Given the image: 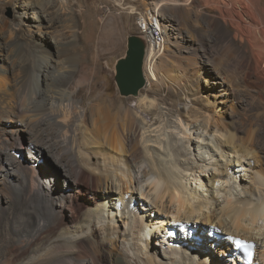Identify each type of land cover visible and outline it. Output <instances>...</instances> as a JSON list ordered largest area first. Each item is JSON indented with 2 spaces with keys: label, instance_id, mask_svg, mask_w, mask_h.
I'll return each instance as SVG.
<instances>
[{
  "label": "bare ground",
  "instance_id": "6f19581e",
  "mask_svg": "<svg viewBox=\"0 0 264 264\" xmlns=\"http://www.w3.org/2000/svg\"><path fill=\"white\" fill-rule=\"evenodd\" d=\"M171 1L170 6L165 3L168 7L163 10L179 13V2ZM185 1L187 16L174 18L161 14L165 23L158 14L164 5L155 0L152 1V10L147 8L137 13L145 17L150 43V52L144 63V73L145 69L149 71L145 73V78H148L146 86L157 80L151 65L158 54L175 48L184 56L190 57L194 53L190 48L195 46L196 39L188 30V14L195 11L207 26V32L215 37L217 49L221 47L223 50L222 46L227 49L231 62L222 57L220 59L222 50L213 53L212 60L206 61L208 77L201 74L207 88L201 85L199 79H193L187 91L177 93L179 116L190 127L195 128L202 121L206 129H216L215 132H220L225 138L217 143L218 148L234 152L237 156L235 161L241 166H244L243 159L247 160L252 174L263 179L264 156L258 154L255 147V150L249 148V144L255 143L264 150V136H243L244 122L234 116L236 106L230 111L232 115L218 117L221 122L216 124L218 119L214 122L213 116L204 110L210 104L214 115L221 116L217 108L222 106L223 110L230 102L235 104L242 92L250 96H255L257 92L258 97L264 99V21H260L259 13L254 12L256 0ZM193 5H212L219 14H206L202 9L195 10ZM20 7L25 11L21 23L27 22L25 19L28 18L39 32L33 33L27 42L20 39L17 25L10 27L12 40L3 47L4 50L13 48L15 54L1 53L4 55L0 56V189L8 190L12 198V201H5L6 205L11 206L12 202L21 205L18 212H9L13 223H17L19 228L35 223L29 236L23 234L24 238L29 237L30 243H41L37 255L28 264H181L182 261V264H227L226 255L233 245L226 242L225 235L258 242L256 253H260L264 264V251L258 249L260 242H264V228L260 230L262 233H257L259 236L250 234L249 228L242 234L245 221L255 225L257 219L264 218V195L260 193L259 183L257 187V182L253 184L249 181L250 194L228 199L218 212L212 203L217 201L215 185L221 181L225 184L223 180L235 170V164L232 169L228 165H225L226 168L223 166L225 170L222 174H218L219 170L217 173L208 171V174L194 171L192 179L196 184L199 183L201 189H205L204 186L211 188L210 200L214 201L210 202L209 197L200 194L197 186L193 188L181 179L177 151H168L166 156L162 154L165 157L162 159L159 154L156 158L152 154L150 156L147 145L144 146L140 140L141 122L131 108L123 106L115 97L107 99L104 96L90 107L81 105L79 91L90 85L97 75L92 72L93 61L78 60L74 72L68 70L65 62L57 61L56 54H61L64 43H61L59 28L65 13L40 0H24ZM28 12L31 15H27ZM76 46L79 48V45ZM189 61L191 65L188 67H195L192 66L194 62ZM10 66L19 68L17 74L8 80ZM231 71L232 74L228 73ZM30 77L35 83L42 77L44 82V88L34 98L35 105L32 101L27 103V94L24 93ZM208 88L214 91L213 94H208ZM35 110L44 112L45 118L38 116ZM226 110H223L224 113ZM29 113L36 114L26 117L25 114ZM35 123L55 127L66 159L63 155L61 157V152L55 155L54 147L38 141L30 130ZM176 144L179 143L176 141ZM37 158L43 160L35 161ZM40 163L45 169H41ZM59 177L64 181L68 179L69 186L68 191L57 195L55 182ZM145 184L155 191L151 203L148 200L151 197L142 190ZM141 202L152 211L146 222L137 223L133 218L135 220L140 214ZM173 205L177 207L175 213L172 212ZM31 214H34V220L30 218ZM224 218H228L231 225L241 228L243 232H239L242 235L237 233L236 227L235 231L234 228L232 231L227 229ZM178 222L188 226L185 227L184 237L173 233L174 223ZM165 228L176 239H172L170 244L161 242V252L155 248L158 242L154 243V240ZM59 230L61 233L55 235ZM134 236L148 248L153 242L155 255H149L144 260L139 252L136 254L132 244ZM23 252L20 250L18 255L22 256ZM216 253L222 258H215Z\"/></svg>",
  "mask_w": 264,
  "mask_h": 264
},
{
  "label": "rangeland",
  "instance_id": "374dc122",
  "mask_svg": "<svg viewBox=\"0 0 264 264\" xmlns=\"http://www.w3.org/2000/svg\"><path fill=\"white\" fill-rule=\"evenodd\" d=\"M22 1L24 0H0V56L4 55L1 53H5L8 55L15 54L13 48L4 50L5 48L3 47L5 44L9 43L12 40V36L10 35V27L17 25V29H19L17 33L20 39L27 42L28 40H30L29 38H31L33 33H35L36 31L39 32L38 28L34 26L30 19L26 18L25 20H27V22L21 23L23 16L25 15V11L22 9V7H20ZM152 1L154 0H40V2L43 4H47L49 2L50 4L54 5L56 9H59L62 14L65 13V15L63 16L64 20L62 22V26L61 28H59L61 43H64L61 47V54H56L57 61L59 60V62L61 63L65 62V64L69 66L68 70H72L73 72L77 70L78 60L94 62L95 66L93 69L94 71L92 72L96 73L97 77L92 80L90 85L84 87L81 91H79V97H81L82 99L81 105L83 107H90L92 103H96V100L101 96H104L107 99H112L113 97L119 99L120 103H122L123 106L132 109L134 115L142 123H140V140L142 139L141 142H144V146L147 145L148 150H150L149 152H151L150 156L152 154L156 158L157 154H163L166 156V152L168 151L175 153L177 151V164L180 168L179 174L181 176V179L183 178L182 180H185V183L189 184V186L193 188L197 186L200 194L204 195L205 197L207 196V198L209 197V200L211 188L209 189L208 187L204 186L205 189H201L199 187V183L196 184V181H194L195 179H192L194 177V171L195 173L196 171L197 173L202 171L205 174H208L210 172L217 173V171L219 170L218 174H222L221 172L225 170L224 168H226L227 165L228 168L232 169V166L235 164V170L228 173V176L226 178L227 181L223 180L225 184H223L221 181L215 185L214 190L217 192V194L215 193L217 201L212 203L214 204L213 207L216 206L215 208L216 210L218 209V212L220 207H222L228 199L233 200L232 198H236L240 195H249V181H252L253 184L257 182V187L259 183L261 189L260 193L264 195V178L261 179L259 178V176L252 174V171L250 170V167L247 163L248 161H245L243 159L244 166H241V163L235 161L237 156L236 154H234V152L232 153V151H228L226 148H218V144L225 139L224 137H222L220 132H215L216 129H211L210 127L206 129L207 126L205 122L202 121H199L198 126H195V128L193 126L190 127L188 124H186L184 118L182 116H179L180 110H178V107L176 106L177 93L184 92L185 90L187 91L188 88L191 87V81L193 79H199L201 85L206 87L205 79L203 76H201V74H205L208 77L209 73L206 61L212 60V58L214 57L213 53L217 52V50H222L221 47L217 49L218 47L215 45V37L207 32V26H205L204 22L201 20V17L196 15L195 11L190 15L188 14V16H190L188 18V22L190 25L188 27V30L190 31V35L196 39L195 46L193 48H190L194 53L190 55V57L184 56L182 52H179L178 49L175 48L174 50L165 51L160 55L158 54L157 59L151 65V67L157 74V80H152L149 83V87L146 86V88L143 89L140 95L137 97H126L120 94L115 80L116 63L119 58L125 56L126 54L128 37L135 34L137 35L135 27V12L139 13L147 8L152 10V8H154V4H152ZM155 1L159 5H164L163 8H161V11H158L160 17L161 14L168 17L170 15V17L173 16L174 18H178L180 15L182 18L187 16L185 0H177L180 4V8L178 7V10L180 11L179 13H174L169 9H167V11L163 10L165 9V7H168L166 5H171V0ZM194 1L202 3L201 0ZM210 2L213 3V1ZM254 4L255 14L259 13L258 16L260 18V21H264V0H261L260 2H257L256 0ZM199 7L195 6L194 8L195 10L197 8L202 9L204 13L209 15L219 14L217 9L214 8V6L212 7V5H208V7ZM27 15H31L30 12H28ZM161 19L162 22L165 23L162 17ZM76 45H79L80 49L77 48ZM222 48L224 50V46H222ZM53 50L55 52L57 51L56 46L54 45ZM223 50L221 51L222 53L220 52V59L222 57L223 59H225V61L231 62V59L227 56L228 54L226 53L227 49L224 50L225 52ZM20 60L21 58H19V61ZM189 60L194 62L192 66L195 67H188V65H191V62ZM11 68L9 69V72H7L8 80L13 78L17 74L19 67L15 69L14 67L12 69ZM36 69L38 71V68ZM146 71H148V69H145V73ZM228 73L232 74V71ZM146 79L148 82V78ZM27 84L28 85H26L27 88L25 87L26 89L24 90V93L27 94V103L29 102L28 104H31V101L32 103L34 102V98L38 91L41 88H44V82L42 77H40V79L37 80L36 83L32 81V77H30V81L27 82ZM209 90L210 88H208V91ZM213 92L214 91H209L208 94H213ZM256 93L254 94L255 96H250L247 93L242 92L241 94H239V99L235 101V104H232L230 102L228 104V107H225V109L223 108V110L227 109L225 113L222 110V106L218 107L217 112L219 113V115L221 114V116L214 115V108L210 104H208L209 107L207 105L208 108L204 110L207 111V114H211V116H213L215 120L213 118L212 120H214V122L218 119V122H215L216 124L221 122L220 118L226 117L227 114H231V109L236 106V113L234 116L237 118L239 117V119L244 122L245 133L243 134V136H264V99L262 100L260 97H258V93ZM32 105L35 104L33 103ZM245 105L247 106L246 108ZM251 105H254V107L251 108ZM34 109L39 110L36 107ZM37 110L35 111L38 116L44 117L45 113ZM35 114L29 113L25 115L26 117H28L29 115L33 117L32 115ZM38 127L43 129L40 131ZM30 130L35 134L38 141L45 145L54 147L55 155H58L59 152H61V157L63 155V159H66V152L65 150L61 149V145L58 142L59 140H57L59 139V137H57L55 133V127H48L47 125L41 124L38 125V123H35L34 125H32ZM45 132L46 134H44ZM158 141L161 143H159ZM176 141L179 144H176ZM253 144L254 145H251L250 143L249 148L252 147L253 150H255L256 148V152L258 151V154L264 156V150H261L258 146L255 145V143ZM208 146L211 147L212 151H210V147ZM163 155L161 156V159L165 158ZM222 155H224L225 157ZM52 157L54 159L56 158L54 155ZM52 157L51 161H53ZM40 160L43 159L37 158L35 161L39 162ZM40 165L41 169H45V166H43V164L40 163ZM67 182L68 179L64 181V178L60 177L56 180L55 183H57V189L55 191L57 195H59V193L63 191H68L67 189L69 185L67 184ZM142 190L143 192H146L147 195H149V198L151 197L148 200L149 202H152L155 195L154 189H148L147 184H145ZM7 191L8 190L3 191L2 189H0V264H28V262H30L29 260L37 255L41 243L39 241L30 243V241H28L29 237H23V234L29 236V234L35 227V223L31 222L32 225L30 224L28 227H25V225H23L21 228H19L17 226V223H13L10 220L11 213L9 215V212H18L21 208V205H19L17 202H12L11 206L6 205L5 201L12 199ZM235 193L237 194L235 195ZM148 200L144 199V201ZM211 201L214 200L211 199L210 202ZM175 205H177V203H175ZM175 205H173L172 207V212L174 213L177 208ZM139 206L141 207L140 214H137V218L135 220L133 218V221H137V223L144 221L146 222L147 217L148 215H150V211L152 210H149V208H147L146 204H143V202H141ZM149 207L152 208V206ZM154 209L156 211V208ZM143 216H145V218H143ZM30 218L34 220V214H31ZM169 218L172 220L171 216H169ZM223 220L227 229L232 231L234 227H236V229L238 228L234 224H232V226L228 218H224ZM249 222L250 221L244 222V227L242 228V230L244 231H242L243 233L241 232V228H238L237 233L241 232L242 234H244L245 231L248 230L247 228L250 229V234H255V236L259 233L264 232V218L257 219L255 221V225ZM252 222L254 223V221ZM175 224L176 223H174L175 229L173 230V233L179 235V237H184L186 232L185 227L178 228ZM258 226L260 227V229ZM233 231H235V228ZM60 233L61 230H59L55 235ZM158 235L159 237L157 238V240H154V243L158 242V245H155V248L159 249L161 252H163L161 242L170 244L172 242V239H176L175 236L171 235L170 230H166V228L162 229ZM262 242L263 241H261L259 244V251H264V242ZM143 243L144 242L139 240L137 236H134V238L132 239V244L134 245V248H136L135 253L137 254V252H139L140 254L138 253V255L142 259L146 260L149 255L150 257L152 255H155L154 243L151 242L149 248L144 245L145 243ZM256 243L258 246V242ZM18 249L19 251H24V254L21 253V255L23 254L22 256L18 255ZM257 256L258 264H262L260 253H257ZM216 257L222 258L219 253L215 254V258ZM182 263L183 261L181 262V264ZM226 263L234 264V261L228 258V261Z\"/></svg>",
  "mask_w": 264,
  "mask_h": 264
},
{
  "label": "water",
  "instance_id": "95a60500",
  "mask_svg": "<svg viewBox=\"0 0 264 264\" xmlns=\"http://www.w3.org/2000/svg\"><path fill=\"white\" fill-rule=\"evenodd\" d=\"M147 42L139 35H131L127 40L125 56L118 59L115 80L122 96H139L146 88L144 63Z\"/></svg>",
  "mask_w": 264,
  "mask_h": 264
},
{
  "label": "built area",
  "instance_id": "2783aa9c",
  "mask_svg": "<svg viewBox=\"0 0 264 264\" xmlns=\"http://www.w3.org/2000/svg\"><path fill=\"white\" fill-rule=\"evenodd\" d=\"M135 17H136V31H137V35L143 37L145 39V41L147 42V52L146 55L150 52V43H149V36L147 33V30L145 28V17H143L142 14H137L135 12Z\"/></svg>",
  "mask_w": 264,
  "mask_h": 264
},
{
  "label": "snow or ice",
  "instance_id": "6c2138e0",
  "mask_svg": "<svg viewBox=\"0 0 264 264\" xmlns=\"http://www.w3.org/2000/svg\"><path fill=\"white\" fill-rule=\"evenodd\" d=\"M234 243L238 248L243 249L247 253L248 260L251 262L254 245L243 240H235Z\"/></svg>",
  "mask_w": 264,
  "mask_h": 264
}]
</instances>
